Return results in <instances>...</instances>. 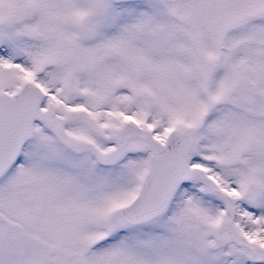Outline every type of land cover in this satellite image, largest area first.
Returning a JSON list of instances; mask_svg holds the SVG:
<instances>
[{
	"label": "snow or ice",
	"instance_id": "1",
	"mask_svg": "<svg viewBox=\"0 0 264 264\" xmlns=\"http://www.w3.org/2000/svg\"><path fill=\"white\" fill-rule=\"evenodd\" d=\"M0 264H264V0H0Z\"/></svg>",
	"mask_w": 264,
	"mask_h": 264
}]
</instances>
